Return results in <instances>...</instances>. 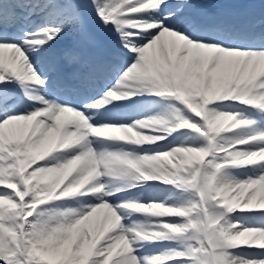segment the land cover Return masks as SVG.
I'll use <instances>...</instances> for the list:
<instances>
[{
  "label": "snow or ice",
  "instance_id": "obj_1",
  "mask_svg": "<svg viewBox=\"0 0 264 264\" xmlns=\"http://www.w3.org/2000/svg\"><path fill=\"white\" fill-rule=\"evenodd\" d=\"M0 264H264V0H0Z\"/></svg>",
  "mask_w": 264,
  "mask_h": 264
},
{
  "label": "bare ground",
  "instance_id": "obj_2",
  "mask_svg": "<svg viewBox=\"0 0 264 264\" xmlns=\"http://www.w3.org/2000/svg\"><path fill=\"white\" fill-rule=\"evenodd\" d=\"M238 171H240V170H238ZM159 190H163L164 191V194L166 195V196H164L162 193H161V197H162V199H167L168 197L167 196H170V192H168L166 189H163V188H152V191L153 192H155V191H159ZM242 219H247L246 217H244V218H242ZM150 249H152V248H150Z\"/></svg>",
  "mask_w": 264,
  "mask_h": 264
},
{
  "label": "rangeland",
  "instance_id": "obj_3",
  "mask_svg": "<svg viewBox=\"0 0 264 264\" xmlns=\"http://www.w3.org/2000/svg\"><path fill=\"white\" fill-rule=\"evenodd\" d=\"M152 249H154V248H152Z\"/></svg>",
  "mask_w": 264,
  "mask_h": 264
}]
</instances>
